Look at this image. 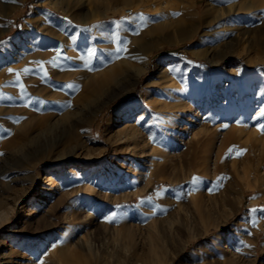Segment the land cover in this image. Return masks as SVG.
<instances>
[{"label": "rangeland", "instance_id": "1", "mask_svg": "<svg viewBox=\"0 0 264 264\" xmlns=\"http://www.w3.org/2000/svg\"><path fill=\"white\" fill-rule=\"evenodd\" d=\"M262 56L264 0H0V239L78 228L89 264H264ZM168 101L184 107L152 106ZM125 115L146 139L134 153L116 139ZM230 128L243 135L219 152Z\"/></svg>", "mask_w": 264, "mask_h": 264}, {"label": "bare ground", "instance_id": "2", "mask_svg": "<svg viewBox=\"0 0 264 264\" xmlns=\"http://www.w3.org/2000/svg\"><path fill=\"white\" fill-rule=\"evenodd\" d=\"M127 10H128L127 8L124 9L125 12H127ZM205 15H206V10H203L201 12V17H203ZM50 17H52V16H50ZM194 18H196V17L191 15V19H194ZM29 20L30 19L28 18L27 22H26V27L29 25V23H28ZM194 24H195V22H194ZM182 32H183V30H182ZM183 33H185V32H183ZM150 42L144 43L140 47V49L142 50V55L144 57H146L147 59L152 54L153 50L156 48V44H153L152 42L151 43ZM193 52H195V51L193 50ZM236 58H238V57H236ZM257 61L264 62V56L258 57ZM127 64L129 65V68L132 69V72L129 74V77L133 76L135 78H138L140 76V74H142L146 70V67H144V66L143 67L142 66H133L130 62H128ZM156 66H157V64H155V68H156ZM120 71H121V69L119 68L115 71H111V72L105 74L102 77V80L100 82L96 83L97 84L96 88H100V86L104 85V83H106V82L108 83L111 80H113L116 77V75H118V73H120ZM160 76L162 79V83H167L171 80L170 74H168L165 70H163L161 72ZM152 106L157 110H161V111L168 110L171 112V114H177V112H179V110L182 109V107H184V104L182 102H178V101H168V102H162V103L155 102L152 104ZM126 118H127L126 115L123 116V118H122L125 124H123V126L117 130V138L116 139L120 141L119 147H122L123 149H125L131 153H134V152H136L137 148L139 147L140 141H142L143 144H146V141H145L146 139H145V136L141 133L139 126H136L134 124L129 123L130 121L128 123H126ZM166 131H164V132H166ZM217 135H219V133H213L211 136L213 138H215ZM220 135L222 136V141L220 143V147L218 150L219 152L221 150H223L224 147H226L229 143L234 142V141H239L243 135V132L242 131L241 132H235L233 130V128H230L226 132L221 133ZM245 135L246 136L250 135V132L247 131L245 133ZM209 145L212 146V140H210ZM256 146L259 147V150L262 153L264 152V141L262 143H260V145L258 144ZM142 148H144V147H142ZM251 149L255 150L253 148V145L251 146ZM142 150H144V149H142ZM200 151H201L200 143H196V145L192 146L190 153L192 155V159L194 162L197 161V159L200 155ZM142 152L144 153V151H142ZM70 172H74L73 168L70 169ZM257 181H258V179H257ZM260 182H262V181H260ZM255 186H258V183ZM160 192H161V190L159 189L156 191V194L158 195V194H160ZM242 193L243 192H241V195H242ZM260 199H261L260 197H254L253 200L257 201ZM201 202H202V200H201ZM195 205H196V212L198 213V211H201V204L197 200L195 202ZM163 209H164L163 210L164 214L167 213L165 215L166 217L165 218H158L157 220H155V223H160L161 221L169 219L171 217V211H168L167 208H163ZM36 212H37V210H36ZM87 217H89V216H87ZM39 221H40V219H39ZM169 223H170L169 226L167 227V229L166 228L165 229L172 231L174 229L173 224H175V223H173V222H169ZM211 226L218 228V227H220V223H218V222L212 223ZM41 227H42V225H41ZM105 227L108 228L109 226H105ZM127 228H128L127 225H121V226L113 228V229L116 230L117 232H121V231L127 230ZM109 229H110V227H109ZM160 229H161L160 233H163L162 236H165V233H164L165 229H162V226ZM66 231H67V228L63 229L59 235V238H57L56 240L51 239V237H49V238L47 237V238L42 239L41 241L35 242L36 245L33 242L24 244V243H17V242H15V240H12L10 243V246H8V245L6 246V240L1 238L0 239V264H89V260H88V257L86 254L92 253L93 246L90 242V237L87 235L88 233L85 236L84 234H81V231L78 230V228H76V230L71 232V234L69 233L70 234V236H69L66 234ZM208 231H209V228L206 229V232H208ZM222 234L223 233H215L211 239L212 243L217 245L222 240ZM65 237H68V240H66ZM192 237L193 236L186 237L184 243L181 245V248H184L185 245H187L190 242ZM165 240H166V236L164 238V241ZM7 248L9 249V253L8 254L3 253V250H5ZM179 250L180 249L173 250L171 255H175ZM214 251H215V249L213 250V252ZM252 263H254V262L252 261Z\"/></svg>", "mask_w": 264, "mask_h": 264}, {"label": "snow or ice", "instance_id": "3", "mask_svg": "<svg viewBox=\"0 0 264 264\" xmlns=\"http://www.w3.org/2000/svg\"><path fill=\"white\" fill-rule=\"evenodd\" d=\"M117 51H119V49H117ZM94 54H95V53H94V50H92V51L90 52V55H94ZM9 71H11V69H9ZM262 114H264V113H262ZM192 183H193V184L197 183V178H196V177H193ZM252 211H255V209H253ZM114 217H115V213H113L112 216H110V217L108 218L109 221H111ZM246 246H247V245H246Z\"/></svg>", "mask_w": 264, "mask_h": 264}, {"label": "trees", "instance_id": "4", "mask_svg": "<svg viewBox=\"0 0 264 264\" xmlns=\"http://www.w3.org/2000/svg\"><path fill=\"white\" fill-rule=\"evenodd\" d=\"M190 60H191V62H195V63H197L198 65H200V66H202L204 68H209L210 67L209 65H207L206 63H204L202 61H195L193 58H190ZM222 65H223V63H222ZM212 69L214 70L215 68L213 67Z\"/></svg>", "mask_w": 264, "mask_h": 264}, {"label": "built area", "instance_id": "5", "mask_svg": "<svg viewBox=\"0 0 264 264\" xmlns=\"http://www.w3.org/2000/svg\"><path fill=\"white\" fill-rule=\"evenodd\" d=\"M131 11L130 10H128V13H130Z\"/></svg>", "mask_w": 264, "mask_h": 264}, {"label": "crops", "instance_id": "6", "mask_svg": "<svg viewBox=\"0 0 264 264\" xmlns=\"http://www.w3.org/2000/svg\"><path fill=\"white\" fill-rule=\"evenodd\" d=\"M8 22H9V21H8ZM9 23H11V21H10Z\"/></svg>", "mask_w": 264, "mask_h": 264}]
</instances>
